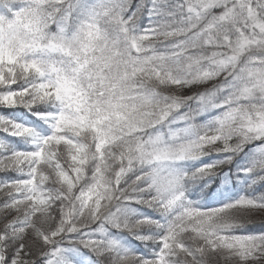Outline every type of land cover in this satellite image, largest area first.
Masks as SVG:
<instances>
[{
  "label": "snow or ice",
  "instance_id": "obj_1",
  "mask_svg": "<svg viewBox=\"0 0 264 264\" xmlns=\"http://www.w3.org/2000/svg\"><path fill=\"white\" fill-rule=\"evenodd\" d=\"M17 108L0 264H264V222L237 232L264 210V0H0V110ZM213 152L233 155L195 163Z\"/></svg>",
  "mask_w": 264,
  "mask_h": 264
},
{
  "label": "trees",
  "instance_id": "obj_2",
  "mask_svg": "<svg viewBox=\"0 0 264 264\" xmlns=\"http://www.w3.org/2000/svg\"><path fill=\"white\" fill-rule=\"evenodd\" d=\"M134 2H139V0H134ZM146 19V18H145ZM51 30L54 32V31H56V27H55V25H52L51 26ZM158 47H159V45H157ZM162 50V49H161ZM223 81V76H221L219 79H217V80H215V81H213L212 83L213 84H219V83H221ZM206 87H209L208 85H205V86H199V85H197V86H194L193 88H191V89H183L182 90V94L181 95H193L194 93H197V92H202V91H205V89H206ZM177 91H181V89H177ZM20 110H24L23 108H21ZM182 111H186V109H184V110H182ZM221 111H223V110H216L215 112H213V113H207V114H203V115H201V116H198V117H196V120H195V123H197V124H204V123H207L208 122V120L211 118V115H214V114H219V112H221ZM2 112H4V113H10V112H12V110H7V111H3L2 110ZM183 126V122H180V123H178V124H176V125H173V127L174 128H178V127H182ZM166 131H167V129H165ZM231 143H233V144H235L236 143V140L235 139H233L232 141H231ZM214 147H216V148H223V143L222 142H219V143H217ZM228 155H233L232 153H224V152H221L219 155H217L215 152H213V154L211 155V156H208V157H204L203 159H202V161H196L195 163H197V164H199V163H209V162H212V161H214V160H218V159H223L224 157H226V156H228ZM227 166H228V168L229 167H233V165H229V164H225V165H223V169L222 170H226V168H227ZM3 176H6V177H11L12 176V174H10V173H3L2 174V177ZM133 179H134V177H133ZM257 187H259V186H257ZM241 192H238V193H236L237 195H245V194H248V195H251V193H252V189L251 188H249V189H243V187L241 186ZM260 194V192L258 191L257 192V195H259ZM3 199H1V201H2ZM219 203V202H218ZM217 203V204H218ZM136 207H138V208H141L145 213H147V214H149V215H151V216H154V217H156V218H159V213H157V212H153L151 209H148V208H146L145 206H143V205H135ZM243 219H244V217H243ZM245 220V219H244ZM246 221V228H242V229H238L237 230V232H238V234H257V233H260L261 231H262V227H261V225H262V222H258V223H253V222H251L250 220L249 221H247V220H245ZM149 229L148 228H145V229H143V231H148ZM153 231H154V229H152ZM110 231H112V233L114 234V235H117L118 233H116V230H114V229H110ZM124 237L125 238H130L131 236H128V234L127 233H124ZM134 239V238H133ZM127 241V240H126ZM128 242V241H127ZM128 244H129V246L130 247H132V248H134V249H137V250H139V251H141V252H146L147 250L145 249V247H144V245L140 242V243H137L136 245H131L129 242H128Z\"/></svg>",
  "mask_w": 264,
  "mask_h": 264
},
{
  "label": "rangeland",
  "instance_id": "obj_3",
  "mask_svg": "<svg viewBox=\"0 0 264 264\" xmlns=\"http://www.w3.org/2000/svg\"><path fill=\"white\" fill-rule=\"evenodd\" d=\"M0 135H2V134H0ZM10 173H13V172H10ZM4 198H6L5 194L0 193V201H1V199H4ZM244 219L247 221L250 220L253 223L264 222V210L257 211L255 214H253L251 216L244 217Z\"/></svg>",
  "mask_w": 264,
  "mask_h": 264
}]
</instances>
